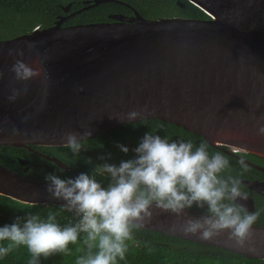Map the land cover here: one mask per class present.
<instances>
[{
    "label": "water",
    "instance_id": "1",
    "mask_svg": "<svg viewBox=\"0 0 264 264\" xmlns=\"http://www.w3.org/2000/svg\"><path fill=\"white\" fill-rule=\"evenodd\" d=\"M187 1L208 18L148 19L133 10L130 16L111 15L107 22L63 26L104 3L127 6L117 0H93L72 13V3L63 6L68 16L49 28L0 40V146L30 151L65 147L63 134L83 132L82 125L92 130L86 142L125 125L157 119L226 153L264 159V136L257 131V121L264 122V0ZM177 6L186 8L181 0ZM16 60L39 75L26 84L17 81L10 71ZM13 89L19 92L14 101L9 100ZM132 111L142 116L128 121ZM38 154L71 176L79 174L55 156ZM19 163L29 169L26 160ZM246 184L264 196V182ZM0 195L29 205L63 203L47 193L44 181L25 178L2 164ZM247 197L239 203L254 212V201ZM154 213L140 229L264 260L263 226L254 225L253 236L241 246L227 233L210 240L185 234L173 228L178 225L175 216Z\"/></svg>",
    "mask_w": 264,
    "mask_h": 264
},
{
    "label": "clouds",
    "instance_id": "2",
    "mask_svg": "<svg viewBox=\"0 0 264 264\" xmlns=\"http://www.w3.org/2000/svg\"><path fill=\"white\" fill-rule=\"evenodd\" d=\"M10 71L25 84L39 75L22 60H16ZM18 94L13 89L9 100L14 101ZM141 116V112L132 111L127 119L134 122ZM82 127L83 132L68 131L62 136L64 146L77 155L85 150L83 141L92 137L91 128ZM257 131L264 136L261 120L257 121ZM117 147L125 155L130 152L123 144ZM131 151L134 156L118 164L109 162L111 153L100 156L103 162L97 164L88 157L85 162L93 166L91 172L76 176L62 178L47 173V193L62 201V207L78 217L77 222L61 225L51 211L46 219L31 213L16 216L13 223L0 227V259L23 246L30 253L29 264H40L41 258L69 254V246L77 244L84 234L88 252L79 256L76 264H118L126 257L134 230L150 223L154 210L172 214L178 222L174 229L178 226L183 233L202 240L227 233L230 240L243 246L253 236L259 213L249 212L239 203L248 197L238 177L225 175L231 165L223 153H210L205 142L195 146L151 132ZM238 163L248 170L243 158ZM97 176H106L110 182L105 186ZM193 207L206 209L207 214L193 216L189 212Z\"/></svg>",
    "mask_w": 264,
    "mask_h": 264
},
{
    "label": "trees",
    "instance_id": "3",
    "mask_svg": "<svg viewBox=\"0 0 264 264\" xmlns=\"http://www.w3.org/2000/svg\"><path fill=\"white\" fill-rule=\"evenodd\" d=\"M85 1L88 0H0V40L28 34L36 28H49L60 17L66 16L63 6L72 3L71 11L76 12L85 7ZM117 1L127 4V6L113 2L104 3L76 14L65 21L64 25L107 22L111 21L109 19L111 15H132L133 10L148 19L164 17L208 18L200 8L187 0H181L186 5L185 9L177 6V0ZM147 132L169 135L185 134L191 140L198 141L199 144L205 142L200 136L187 132L181 127L156 119L129 124L106 135L83 142L85 150L79 155L72 153L66 147L32 148L42 154L59 158L76 172H90L84 165L83 156L101 150L119 156L125 155L117 145L123 144L131 152V149H134L138 143L134 139L143 137ZM208 148L213 149L214 147L208 145ZM19 159L28 162V170L21 166ZM0 164L32 180L44 181V176L49 172H54L62 178L71 176L66 171L59 169L54 163L43 159L27 148L0 146ZM49 211L57 214V221L61 225L75 224L72 214L61 207L29 205L0 195V227L13 223L16 216H25L28 213L38 214L46 219ZM256 212L259 213V217L255 224L264 226V199L261 198L257 201ZM133 236V240L127 242L128 252L125 259L118 261V264H264V260L246 259L219 248L185 241L153 231L136 229ZM83 241L84 234H81L78 243L69 246V254L54 255L46 260L41 258L40 264H76L77 258L86 255L88 252L87 245ZM30 259L28 250L21 246L0 259V264H29Z\"/></svg>",
    "mask_w": 264,
    "mask_h": 264
},
{
    "label": "flooded vegetation",
    "instance_id": "4",
    "mask_svg": "<svg viewBox=\"0 0 264 264\" xmlns=\"http://www.w3.org/2000/svg\"><path fill=\"white\" fill-rule=\"evenodd\" d=\"M88 1H90V0H88ZM72 12H74V11H71L70 10V13H72ZM66 16H68V14H66ZM63 26H65V25L63 24ZM159 135H161L162 137H167L170 141L171 140H184L185 142H192L195 146H199L198 141L191 140L185 134H181V135H169V134H166V133H159ZM141 138L134 139V140H137L138 141L137 146H138ZM91 140H93V139H91ZM88 141H90V140H88ZM51 148H58V147H51ZM213 149L208 148V150H209L210 153H215V152L219 151V152L223 153L229 159V162H230L231 167H230L229 170L226 171L225 175L231 174L233 176L238 177L242 181V191L244 193H246V195H250L251 196V198L254 201V205H255V211L254 212H256L257 211V201L260 200L261 198L264 199V196L261 195V194H259L255 190H251L248 187V185L246 184V182H255V181L256 182H260V183H263L264 182V159L259 158V157L255 156V155L246 154V153L232 152V151H230V153H226L222 149H216V148H213ZM33 150L34 151H31V152H33L34 154L40 153L38 151H37L38 153H36L35 152L36 151L35 149H33ZM108 153H111V152H108V151H105V150H101L100 152H91L90 155L87 154V155L83 156V161L85 163L84 165L86 166V168L88 169V171L91 172L92 167H93L92 165L86 164L85 161H86V159L88 157H92L93 158V163L94 164H97V163H102L103 162V161H100L98 158L100 156H102V155L103 156H106ZM133 156H134V153L132 151L129 154L122 155V156H119V155H116V154L111 153V160L109 162L110 163H117L118 164L121 160L130 159ZM241 158H243L245 160V162L247 163V165H248V170L247 171H244L241 168L240 164L238 163V161ZM97 179L100 180L104 185H107L110 182L109 178H107L106 176H97ZM191 210H195V211H198V212L206 213V209H199V208L193 207Z\"/></svg>",
    "mask_w": 264,
    "mask_h": 264
},
{
    "label": "built area",
    "instance_id": "5",
    "mask_svg": "<svg viewBox=\"0 0 264 264\" xmlns=\"http://www.w3.org/2000/svg\"><path fill=\"white\" fill-rule=\"evenodd\" d=\"M61 208H63V207H61ZM64 209V208H63ZM71 214H72V216H73V219H74V221H75V223L77 222V220H78V217L73 213V212H70Z\"/></svg>",
    "mask_w": 264,
    "mask_h": 264
}]
</instances>
